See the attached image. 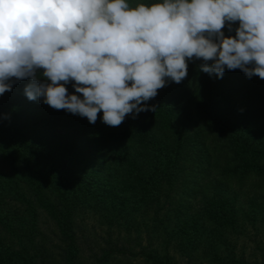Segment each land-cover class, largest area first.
Wrapping results in <instances>:
<instances>
[{"label":"trees","instance_id":"16d2710c","mask_svg":"<svg viewBox=\"0 0 264 264\" xmlns=\"http://www.w3.org/2000/svg\"><path fill=\"white\" fill-rule=\"evenodd\" d=\"M247 187L264 0H0V264H264Z\"/></svg>","mask_w":264,"mask_h":264},{"label":"rangeland","instance_id":"374dc122","mask_svg":"<svg viewBox=\"0 0 264 264\" xmlns=\"http://www.w3.org/2000/svg\"><path fill=\"white\" fill-rule=\"evenodd\" d=\"M230 192L232 193L231 189ZM253 192L254 190L247 187L246 192L240 195L239 200L241 199V206H244L247 216L246 220L242 221L239 233L231 237L235 238L237 243L236 251L250 259L261 258L264 255V209H257L256 215L251 213ZM46 226L48 223L45 228ZM46 232L52 236L50 227L46 229Z\"/></svg>","mask_w":264,"mask_h":264}]
</instances>
